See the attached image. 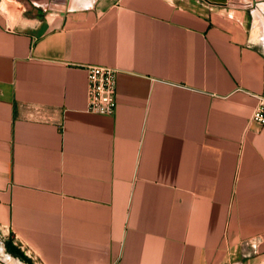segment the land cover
I'll use <instances>...</instances> for the list:
<instances>
[{"label": "crops", "instance_id": "obj_1", "mask_svg": "<svg viewBox=\"0 0 264 264\" xmlns=\"http://www.w3.org/2000/svg\"><path fill=\"white\" fill-rule=\"evenodd\" d=\"M205 1L0 0V230L39 264H264V53Z\"/></svg>", "mask_w": 264, "mask_h": 264}, {"label": "built area", "instance_id": "obj_2", "mask_svg": "<svg viewBox=\"0 0 264 264\" xmlns=\"http://www.w3.org/2000/svg\"><path fill=\"white\" fill-rule=\"evenodd\" d=\"M86 112L96 115H111L115 106V74L108 67L86 66ZM256 105L250 120L264 126V97L256 96ZM17 248L30 257L21 246ZM33 259V257H32Z\"/></svg>", "mask_w": 264, "mask_h": 264}, {"label": "rangeland", "instance_id": "obj_3", "mask_svg": "<svg viewBox=\"0 0 264 264\" xmlns=\"http://www.w3.org/2000/svg\"><path fill=\"white\" fill-rule=\"evenodd\" d=\"M8 1L11 3V5H13V6L15 5V7L18 10L22 9L24 16H28L31 13H35L36 11L41 12L42 8H44V9L48 8V9L54 10V11L63 10L64 4H65L64 0H8ZM71 1H74V0H71ZM82 1H83L82 4H84L87 0H82ZM200 1L207 2L205 0H200ZM227 1L233 2L234 0H227ZM227 1L222 0L221 2H214V3L212 2L211 4L214 5L215 7H229L227 9H229L230 11L235 10V11L241 12L242 6L239 7V6L232 5V4L230 5V4H227ZM247 1L249 3L246 6L247 11L245 12L246 13V19L248 21L247 29L251 33L253 32L252 36H251L252 37V43L255 45V47L257 49H259L261 52L264 53V31H262V30L257 31L256 29H254V31H253V28H252V15H253V13L258 14L259 16H261V18H264V13L261 9V4H264V0H247ZM68 10H70V9H68ZM7 12L9 14L8 16H11L12 13H11V11H9V9L7 10ZM250 23H251V25H250ZM7 241H11L10 236L7 235L5 232L0 230V248L4 254H7L5 252V249H4V244ZM13 245L17 248V245H15V244H13ZM20 252L22 253V255L26 259L29 260V264H39L35 259H32V257H33L32 255H30L31 258H29L28 256H26L24 254V252H22V251H20ZM11 258H13V257H11ZM13 259H16V258H13ZM16 260H18V259H16ZM19 262L21 264H24L21 261H19Z\"/></svg>", "mask_w": 264, "mask_h": 264}, {"label": "trees", "instance_id": "obj_4", "mask_svg": "<svg viewBox=\"0 0 264 264\" xmlns=\"http://www.w3.org/2000/svg\"><path fill=\"white\" fill-rule=\"evenodd\" d=\"M4 249L9 256L18 259L24 264H29V260L22 255V253L11 243V241H7L4 244Z\"/></svg>", "mask_w": 264, "mask_h": 264}, {"label": "bare ground", "instance_id": "obj_5", "mask_svg": "<svg viewBox=\"0 0 264 264\" xmlns=\"http://www.w3.org/2000/svg\"><path fill=\"white\" fill-rule=\"evenodd\" d=\"M0 264H21L18 260L11 258L9 255L4 254L0 248Z\"/></svg>", "mask_w": 264, "mask_h": 264}]
</instances>
